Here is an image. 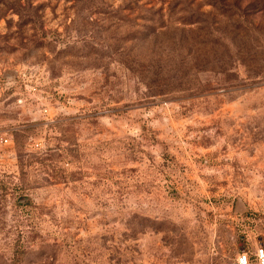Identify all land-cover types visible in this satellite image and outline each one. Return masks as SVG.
<instances>
[{"label":"rangeland","instance_id":"374dc122","mask_svg":"<svg viewBox=\"0 0 264 264\" xmlns=\"http://www.w3.org/2000/svg\"><path fill=\"white\" fill-rule=\"evenodd\" d=\"M259 245L264 0H0V264Z\"/></svg>","mask_w":264,"mask_h":264},{"label":"built area","instance_id":"2783aa9c","mask_svg":"<svg viewBox=\"0 0 264 264\" xmlns=\"http://www.w3.org/2000/svg\"><path fill=\"white\" fill-rule=\"evenodd\" d=\"M26 76V74H24ZM8 141L7 138L4 139ZM264 261V246H257L254 251L242 250L236 257V264H262Z\"/></svg>","mask_w":264,"mask_h":264},{"label":"clouds","instance_id":"9594fccd","mask_svg":"<svg viewBox=\"0 0 264 264\" xmlns=\"http://www.w3.org/2000/svg\"><path fill=\"white\" fill-rule=\"evenodd\" d=\"M262 264H264V261H262Z\"/></svg>","mask_w":264,"mask_h":264}]
</instances>
